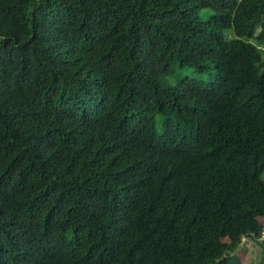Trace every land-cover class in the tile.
I'll list each match as a JSON object with an SVG mask.
<instances>
[{
	"label": "trees",
	"instance_id": "obj_1",
	"mask_svg": "<svg viewBox=\"0 0 264 264\" xmlns=\"http://www.w3.org/2000/svg\"><path fill=\"white\" fill-rule=\"evenodd\" d=\"M263 44L264 0H0V264H264Z\"/></svg>",
	"mask_w": 264,
	"mask_h": 264
},
{
	"label": "rangeland",
	"instance_id": "obj_2",
	"mask_svg": "<svg viewBox=\"0 0 264 264\" xmlns=\"http://www.w3.org/2000/svg\"><path fill=\"white\" fill-rule=\"evenodd\" d=\"M226 37H233L234 33L232 29H229L225 32ZM256 42V40H253ZM264 46V44H263ZM261 222L264 224V218L261 219ZM261 242L264 241V235ZM241 259V264H258L261 258V245L258 240L251 237H244L243 243L236 251Z\"/></svg>",
	"mask_w": 264,
	"mask_h": 264
}]
</instances>
